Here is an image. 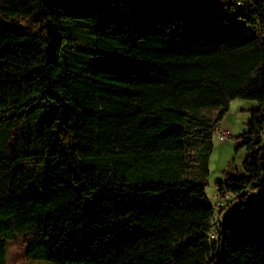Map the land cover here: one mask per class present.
<instances>
[{
	"label": "trees",
	"instance_id": "obj_1",
	"mask_svg": "<svg viewBox=\"0 0 264 264\" xmlns=\"http://www.w3.org/2000/svg\"><path fill=\"white\" fill-rule=\"evenodd\" d=\"M242 1L0 0V116L56 106L0 149V264L11 241L50 264H264V0ZM237 99L258 108L214 236L209 157Z\"/></svg>",
	"mask_w": 264,
	"mask_h": 264
},
{
	"label": "rangeland",
	"instance_id": "obj_2",
	"mask_svg": "<svg viewBox=\"0 0 264 264\" xmlns=\"http://www.w3.org/2000/svg\"><path fill=\"white\" fill-rule=\"evenodd\" d=\"M55 104L39 103L33 108L20 112H12L0 116V149H14L18 145L26 144L32 136L38 134L51 117ZM258 108V103L247 100H234L229 105V111L222 121V125L230 130L231 139L226 142L219 138L213 139V148L209 157V175L207 178L206 194L212 204L217 203L218 184L225 183L230 166L238 173L243 169L247 150L241 147L242 139L239 138L248 132L247 123L251 112ZM220 137V132L214 134ZM240 143V144H239ZM42 171V170H40ZM42 178L46 181L44 194L46 193L48 173L42 171ZM239 174V173H238ZM235 196L229 194L224 201L225 211L218 214V220L214 229V236L218 234V228L224 224L233 210L238 208L233 202ZM216 206V205H215ZM8 264H50L47 261H32L25 254V248L21 241H11L8 244Z\"/></svg>",
	"mask_w": 264,
	"mask_h": 264
},
{
	"label": "built area",
	"instance_id": "obj_3",
	"mask_svg": "<svg viewBox=\"0 0 264 264\" xmlns=\"http://www.w3.org/2000/svg\"><path fill=\"white\" fill-rule=\"evenodd\" d=\"M229 3L234 5L236 8H242L245 4V1L242 0H229ZM226 18L232 20L234 17L232 15H226ZM262 31L264 32V28L262 29ZM220 138L223 140H227L232 138V136L230 135V133L228 131L222 130L220 132ZM229 195V194H228ZM216 209L219 210L221 208H223L224 205V201H218L216 204Z\"/></svg>",
	"mask_w": 264,
	"mask_h": 264
},
{
	"label": "crops",
	"instance_id": "obj_4",
	"mask_svg": "<svg viewBox=\"0 0 264 264\" xmlns=\"http://www.w3.org/2000/svg\"><path fill=\"white\" fill-rule=\"evenodd\" d=\"M248 124V123H247ZM220 127H221V129L222 130H225V131H228L229 133H230V130L229 129H227L226 127H224L222 124H220ZM231 134V133H230ZM214 138H219L221 141H223V142H226L227 140H223V139H221L219 136H214L213 137V139ZM240 144V143H239ZM238 173H239V175L240 176H244V171H243V169H241V171H238Z\"/></svg>",
	"mask_w": 264,
	"mask_h": 264
},
{
	"label": "water",
	"instance_id": "obj_5",
	"mask_svg": "<svg viewBox=\"0 0 264 264\" xmlns=\"http://www.w3.org/2000/svg\"><path fill=\"white\" fill-rule=\"evenodd\" d=\"M228 173H229V175L232 176V177H234V176L236 175V174L233 172V168H232V166L229 167V169H228Z\"/></svg>",
	"mask_w": 264,
	"mask_h": 264
},
{
	"label": "bare ground",
	"instance_id": "obj_6",
	"mask_svg": "<svg viewBox=\"0 0 264 264\" xmlns=\"http://www.w3.org/2000/svg\"><path fill=\"white\" fill-rule=\"evenodd\" d=\"M221 132V128H217L216 131H215V134Z\"/></svg>",
	"mask_w": 264,
	"mask_h": 264
}]
</instances>
